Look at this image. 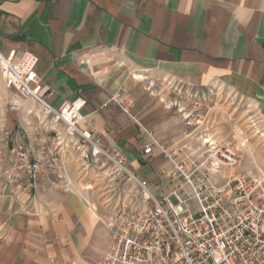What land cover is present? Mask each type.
<instances>
[{
	"label": "crops",
	"instance_id": "obj_1",
	"mask_svg": "<svg viewBox=\"0 0 264 264\" xmlns=\"http://www.w3.org/2000/svg\"><path fill=\"white\" fill-rule=\"evenodd\" d=\"M0 49L37 56L51 106L82 99L101 143L153 185L164 187L171 165L156 147L143 153L150 115L139 88L148 78L188 86L217 80L251 104L264 127V0H0ZM0 88L8 108L1 73ZM127 97L134 107L125 112L119 101ZM156 129L153 137L173 149ZM52 180L31 198L0 185V264H88L81 255L99 248L92 198Z\"/></svg>",
	"mask_w": 264,
	"mask_h": 264
},
{
	"label": "built area",
	"instance_id": "obj_2",
	"mask_svg": "<svg viewBox=\"0 0 264 264\" xmlns=\"http://www.w3.org/2000/svg\"><path fill=\"white\" fill-rule=\"evenodd\" d=\"M37 64V56L30 52L0 49V73L11 93L9 111L18 113L26 101L34 102L42 124L53 126L56 134L62 127L65 137L79 139L87 166L103 158L139 190L142 205L123 204L103 222L109 242L103 258L94 264H264V178L235 172L238 150L212 146L206 156L177 159L181 149L167 150L145 130L150 142L144 155L156 147L172 167L163 173L164 187L160 180L157 185L148 183L134 175L120 151L101 143L90 128L92 120L81 113L82 99L51 106L54 93L44 88ZM22 133L26 140L11 147L8 167L0 175L2 189L31 198L52 173L64 192L73 191L61 151L51 147L53 141L30 140L26 130Z\"/></svg>",
	"mask_w": 264,
	"mask_h": 264
},
{
	"label": "rangeland",
	"instance_id": "obj_3",
	"mask_svg": "<svg viewBox=\"0 0 264 264\" xmlns=\"http://www.w3.org/2000/svg\"><path fill=\"white\" fill-rule=\"evenodd\" d=\"M139 90L150 115L146 119V125H141L151 133L156 128H161L164 137L175 145L173 149L183 151L178 153L177 159L184 155L206 156L212 146H229L239 153V163L234 169L237 174L264 178V127L253 106L223 84L215 80L209 85L188 86L150 77L141 84ZM6 98L2 95L0 97V168L5 162L6 168L8 167L11 147L26 140L23 130L27 131L30 140L34 137L50 138V142L53 141L51 147L61 151V164L74 181V188L80 187L84 194L92 198L93 207L95 206L96 218L93 223L97 236L93 243L99 248L94 246L95 248L84 252L81 258L88 264L96 263L103 258L109 242L103 222L123 204L136 202L142 205L139 190L127 175L103 158L97 157L87 166L82 158L84 149L79 150V139L65 137L62 127L56 129V134L53 126L42 124L37 118L39 115L34 104L32 107L28 106L29 103L23 104L20 112L10 114ZM119 102L128 109L134 107L132 98H123ZM138 124L141 127L139 122ZM50 177L55 187L63 191L61 183H58L52 173L43 178L36 190ZM191 206L195 210L194 203ZM70 263L69 259L65 262Z\"/></svg>",
	"mask_w": 264,
	"mask_h": 264
},
{
	"label": "bare ground",
	"instance_id": "obj_4",
	"mask_svg": "<svg viewBox=\"0 0 264 264\" xmlns=\"http://www.w3.org/2000/svg\"><path fill=\"white\" fill-rule=\"evenodd\" d=\"M190 117V116H189ZM188 118V117H187ZM198 123H201V122H198ZM93 206V205H92ZM95 207V206H94ZM94 210H96V209H94ZM100 220H102V219H100Z\"/></svg>",
	"mask_w": 264,
	"mask_h": 264
}]
</instances>
